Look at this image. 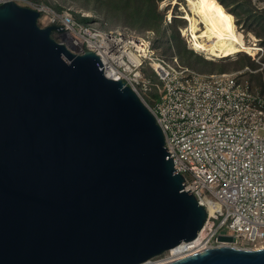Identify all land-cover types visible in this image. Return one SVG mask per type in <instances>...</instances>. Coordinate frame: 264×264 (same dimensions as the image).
I'll use <instances>...</instances> for the list:
<instances>
[{
  "label": "water",
  "instance_id": "obj_1",
  "mask_svg": "<svg viewBox=\"0 0 264 264\" xmlns=\"http://www.w3.org/2000/svg\"><path fill=\"white\" fill-rule=\"evenodd\" d=\"M38 15L0 4V264H141L193 240L206 211L152 113ZM163 264H264V246Z\"/></svg>",
  "mask_w": 264,
  "mask_h": 264
},
{
  "label": "built area",
  "instance_id": "obj_2",
  "mask_svg": "<svg viewBox=\"0 0 264 264\" xmlns=\"http://www.w3.org/2000/svg\"><path fill=\"white\" fill-rule=\"evenodd\" d=\"M9 1L38 11L39 26H63L51 31L57 42L76 53L92 51L106 78L126 82L138 95L163 133L183 190L206 211L202 238L215 242L203 245L264 246V91L241 76L264 67L257 38L251 36L254 51L247 53L256 69L205 73L181 65L175 55L158 54L149 31L109 26L101 16L72 6L58 9L31 0L0 4ZM223 227L231 234L222 233ZM221 234L232 240H219Z\"/></svg>",
  "mask_w": 264,
  "mask_h": 264
},
{
  "label": "bare ground",
  "instance_id": "obj_3",
  "mask_svg": "<svg viewBox=\"0 0 264 264\" xmlns=\"http://www.w3.org/2000/svg\"><path fill=\"white\" fill-rule=\"evenodd\" d=\"M169 17L173 15V5L178 4V10L183 11L182 18L186 21V25L182 28V34L187 35L189 45L196 51L205 53L208 60H216L233 56L239 52L253 53L254 47L250 42L245 40L244 34L238 29L232 13L225 8L217 0H185V3L178 0H172ZM252 36V34L250 33ZM195 51V52H196ZM202 228L196 238L187 242H180L178 245L171 247L167 252L169 256L160 262L151 263L145 261L141 264H163L172 259L190 254L202 248L211 245H202L201 238L205 232ZM216 245L238 246L231 243L221 242ZM263 247V246H262ZM249 248H258L249 247Z\"/></svg>",
  "mask_w": 264,
  "mask_h": 264
},
{
  "label": "trees",
  "instance_id": "obj_4",
  "mask_svg": "<svg viewBox=\"0 0 264 264\" xmlns=\"http://www.w3.org/2000/svg\"><path fill=\"white\" fill-rule=\"evenodd\" d=\"M80 1L83 5L90 6L96 13L100 12L101 18L105 20L109 26L126 25L140 34H144L145 31L148 30H152L156 34H158L161 30L162 24L165 25V17H164L165 14H162L157 10V6H156L157 0H80ZM217 1H219L220 4H222V6L225 8L226 11L233 14L236 25L243 22L241 23L242 25L240 26V28H242L243 24L255 23L256 25H260L264 32V7L261 11H258V9L255 8L254 4L252 3V0H229V1L217 0ZM261 1L264 4V0H256V3ZM236 6L238 8L237 10L235 8ZM56 8L59 9L58 6H56ZM177 18L184 21L182 17H174V16L172 17V19L175 21L177 20ZM83 20L87 21L88 18H85ZM256 33L260 35L259 32ZM253 36L257 38L255 35ZM172 37L174 38L173 40L174 43H176L178 37V33L176 30H174V34ZM257 41H258L257 43L260 46H262L264 49V45H263L264 37L262 39L261 37L258 36ZM151 42H152V47L156 50L158 54L166 58H169L172 55H175L178 58L176 53L172 50L170 55H164L158 52L157 48L154 46L153 37L151 38ZM170 47L173 48V45H171ZM178 52L180 57L183 59L182 61L186 64L181 63L179 59L178 61L181 65L184 66H187V64H195V65H200V69H202L203 65L206 63L211 64V66L215 64L212 62L213 60H203L201 58L202 55L200 53L195 52L192 48L186 49L184 45L182 46V49L178 50ZM239 53H244V52H239ZM192 57H193V63H189L188 59ZM251 61H249V56L244 54L243 57H241L240 59V65L248 66L247 64H250L251 67L254 68H250L249 66L248 67L254 70L258 66L256 64H253ZM208 70L210 71H206L205 73L213 72L211 71L212 70L211 68H209ZM218 70H219L218 72H225L223 71V67L220 65ZM258 72L259 70L255 72L245 71L241 76L246 77L253 86H259V85L262 86L263 84L260 80V76L254 75ZM253 79L256 82L255 84H253L254 82L252 83Z\"/></svg>",
  "mask_w": 264,
  "mask_h": 264
},
{
  "label": "rangeland",
  "instance_id": "obj_5",
  "mask_svg": "<svg viewBox=\"0 0 264 264\" xmlns=\"http://www.w3.org/2000/svg\"><path fill=\"white\" fill-rule=\"evenodd\" d=\"M33 2H41L47 5H51L52 7H61V6H72L75 9H82L86 12H89L91 14H97L100 16V12L96 13L90 6H85L81 3L80 0H31ZM172 0H157L156 1V6H157V10L162 13L165 14V25L162 24L161 26V30L158 34H156L154 31L152 30H148L149 34L154 38V46L157 48L158 52L164 54V55H170L171 50L174 51L176 53V55L178 56V59L181 63H184L182 60V58L179 55L178 50L182 49V46L184 45V47L186 49L191 48L189 45V41L187 38V35H183L182 34V28L186 25V21H182L181 19L177 18V20H173L172 18H170V21H168L169 18V10H171L172 8V4L170 5L169 3ZM180 2H182L183 4L185 3V0H178ZM229 1V0H228ZM252 3L254 4L255 8L258 9V11H261L264 7L263 2H258L256 3V0H252ZM178 4H176L175 6L173 5V15L174 17H182L183 11H179L178 10ZM231 7V6H230ZM236 10L238 9L237 6L235 7ZM243 23V22H241ZM238 24V29L244 34L245 40L248 42L251 41V35L250 33L253 35H255L257 38L258 36L261 37L263 39V29L261 28L260 25H256L255 23L252 24H243L242 28H240V26L242 24ZM174 30L177 31L178 33V37L176 40V43H174V38L172 37L174 34ZM244 30V31H243ZM146 32V31H145ZM256 32H259L260 35H258ZM173 45V48H171L170 46ZM264 45V44H263ZM197 53H200L202 55V59L203 60H208L205 57V53L203 52H199L196 51ZM247 55L249 56L247 53H237L233 56H228L225 58H221V59H216L214 61H212L213 66H211V64H204L203 68L200 69V65H195V64H187V66L202 71V72H206V71H210L208 70L209 68H211L213 72H218L219 70V65L223 67V71L225 72H230V71H234L236 69L239 68H243L245 65H240V59L241 57H243V55ZM251 57L249 56V61H251ZM189 63H193V57L188 59ZM263 61H264V56H263ZM253 64H256L255 62L251 61ZM246 64V63H245ZM250 68H254L251 67L250 64H247ZM257 65V64H256ZM254 75H259L260 76V80L262 82V86H260L262 88V90H264V67L259 70L258 73L254 74ZM254 82V83H253ZM252 83L255 84V80H252ZM221 232L225 233V234H231V231L225 227L221 228ZM201 244L203 245L204 242H206L207 244H213L215 242L214 238H210L209 240H207V238L203 237L201 238ZM240 246H247L245 244H241ZM169 256V253L167 251H165L164 253L157 255L151 259H149L148 261H151V263H157L160 262L162 260H165L167 257Z\"/></svg>",
  "mask_w": 264,
  "mask_h": 264
}]
</instances>
